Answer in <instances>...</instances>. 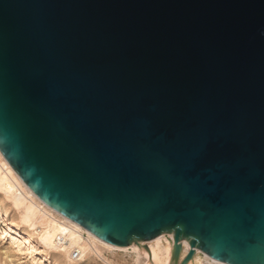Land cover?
I'll return each instance as SVG.
<instances>
[{
  "label": "water",
  "instance_id": "obj_1",
  "mask_svg": "<svg viewBox=\"0 0 264 264\" xmlns=\"http://www.w3.org/2000/svg\"><path fill=\"white\" fill-rule=\"evenodd\" d=\"M0 151L107 243L264 264V0H0Z\"/></svg>",
  "mask_w": 264,
  "mask_h": 264
},
{
  "label": "bare ground",
  "instance_id": "obj_2",
  "mask_svg": "<svg viewBox=\"0 0 264 264\" xmlns=\"http://www.w3.org/2000/svg\"><path fill=\"white\" fill-rule=\"evenodd\" d=\"M2 155L0 151V156L4 161V163H1L6 167V170L0 164V191L9 203V209L2 211L0 208V220L3 219L2 222L4 224L3 229L0 227V233L10 240V245L14 246V248L17 247L20 249V246L23 244L26 247H31L30 250L33 253L37 252V248L33 246V242L38 236L39 243L43 247L49 250L59 251L62 254L64 264H80V262L91 259L93 255L97 257L103 256L104 251L128 252L129 250H133L136 255L134 264H141L140 257L142 254L148 257V261L142 264H172L175 244V238L172 233L162 234L153 240L142 241L144 243H133L124 247L107 243L78 223L63 216L45 204L27 186ZM10 210L18 213V223L6 219ZM21 225L28 226V228L31 227L37 233H22L20 229ZM20 240L22 242H19ZM19 243L21 244L19 245ZM21 248L23 247L21 246ZM191 250L190 243L187 240H183L182 253L179 260L180 264ZM48 256L45 254L40 259L42 261H49ZM187 264L227 263L212 258L200 249H195L194 257Z\"/></svg>",
  "mask_w": 264,
  "mask_h": 264
},
{
  "label": "rangeland",
  "instance_id": "obj_3",
  "mask_svg": "<svg viewBox=\"0 0 264 264\" xmlns=\"http://www.w3.org/2000/svg\"><path fill=\"white\" fill-rule=\"evenodd\" d=\"M3 156V155H2ZM4 158V156H3ZM4 163L3 159L0 156V164ZM3 166V165H2ZM3 169L6 170V167L3 166ZM0 208L2 211L5 209H9V203L6 201V199L3 197V194L0 191ZM8 221L18 223L19 222V215L17 212L10 210L8 217H6ZM3 219L0 220V227L3 229L4 224H3ZM28 226H20L21 232L22 233H37L33 228ZM87 237V235H85ZM19 242H22L21 240ZM144 243V242H141ZM21 243H19L20 245ZM21 246L23 248H21ZM20 246V249L17 247L14 248V246L10 245V240L8 238H5L1 233H0V264H64V259L62 254L59 253V251L56 250H49L45 247H43L39 243V239L37 236V239L34 240L33 246H36L37 252L33 253L30 248L26 245L24 246L23 244ZM23 251V252H21ZM47 251H49L47 253ZM33 254V255H32ZM49 255L48 259L49 261H42L40 259L41 256L43 255ZM106 254V255H105ZM129 255V256H128ZM142 254L140 257V262L145 263L148 261V257L146 255ZM128 257V258H126ZM93 258V259H92ZM91 259L86 260L85 262H80V264H134V260L136 259V255L133 252V250H129L128 252H110V251H104L103 256L101 255L100 257L97 256H92ZM99 258V259H98ZM103 258V259H102ZM147 258V259H146ZM110 261V262H109ZM87 262V263H86ZM104 262V263H103ZM180 264V261L175 262L172 260V264ZM140 264V263H137Z\"/></svg>",
  "mask_w": 264,
  "mask_h": 264
}]
</instances>
